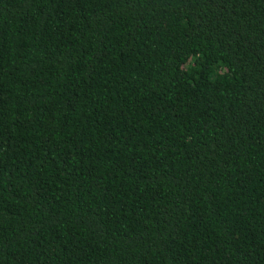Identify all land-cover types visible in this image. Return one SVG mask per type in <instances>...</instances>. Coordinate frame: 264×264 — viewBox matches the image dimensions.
I'll list each match as a JSON object with an SVG mask.
<instances>
[{
	"label": "trees",
	"instance_id": "trees-1",
	"mask_svg": "<svg viewBox=\"0 0 264 264\" xmlns=\"http://www.w3.org/2000/svg\"><path fill=\"white\" fill-rule=\"evenodd\" d=\"M0 264H264V0H0Z\"/></svg>",
	"mask_w": 264,
	"mask_h": 264
}]
</instances>
